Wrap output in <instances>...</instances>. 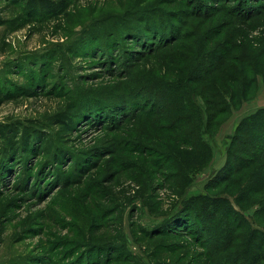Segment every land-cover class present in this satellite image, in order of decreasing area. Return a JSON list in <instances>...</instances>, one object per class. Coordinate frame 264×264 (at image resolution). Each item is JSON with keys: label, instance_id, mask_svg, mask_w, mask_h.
<instances>
[{"label": "rangeland", "instance_id": "374dc122", "mask_svg": "<svg viewBox=\"0 0 264 264\" xmlns=\"http://www.w3.org/2000/svg\"><path fill=\"white\" fill-rule=\"evenodd\" d=\"M137 1L144 2L134 6ZM239 3L232 0L228 7L237 10ZM159 4L160 0H75L59 19L16 31L0 26V45L4 41L10 45V50L0 54V72L24 87H37L33 85L36 75L44 80L36 94H23L0 106V123L37 119L49 136L41 153L33 160L18 162L1 188L0 227H6V233L0 242V264H29L40 255L46 261L42 264H115L110 259L113 250L120 255L119 264H230L233 260L227 262L221 233L209 223L203 234L198 225L186 234L170 233L154 240L145 237L176 201L204 192L207 182L225 164L234 127L256 110L254 98L223 120L214 137L212 162L195 171L192 183L184 189L176 191L175 183L165 182L162 175H153L151 183L135 176L127 166L135 159L127 153L136 144L126 139L131 124L138 133H147V115L129 119L136 113L134 106L142 105L145 98L136 94L137 100L112 102L126 94L124 83L131 70L143 61L150 68L156 66L152 55L131 67L143 55L131 52L141 49L127 42L128 32L138 34L157 26L152 19L158 23L170 20L175 29L180 27L182 11L163 5L152 13ZM246 4L241 9L259 7L256 1L246 0ZM170 10L175 17L159 16ZM253 34L264 36L263 27ZM44 88L50 90L38 92ZM70 102L85 117L65 136L48 119ZM124 109L128 115L118 114ZM121 148L126 149L123 155L117 153ZM59 151L64 156L57 164ZM119 158L125 159V168H120ZM158 201H162V213H152L151 203L158 205ZM233 207L253 227L261 226L255 207Z\"/></svg>", "mask_w": 264, "mask_h": 264}, {"label": "trees", "instance_id": "16d2710c", "mask_svg": "<svg viewBox=\"0 0 264 264\" xmlns=\"http://www.w3.org/2000/svg\"><path fill=\"white\" fill-rule=\"evenodd\" d=\"M74 1L0 0V26H5V31H16L59 19ZM230 1L160 0L152 13L163 5L178 8L184 15L178 19V29L170 20L158 23L152 19L157 26H149L138 34L134 30L125 33L127 42L141 49L131 52L143 55L131 67L146 56L155 55L156 61L154 68L143 61L139 68L131 70L130 78L124 83L126 94L112 102L125 104L130 99L137 100L136 94L145 98L142 105L134 106L136 113L129 119H137L140 113L147 115V133H138L131 124L126 140L136 144L127 153L135 160L127 166L136 172V177L142 180L144 177L146 183H151L153 175L158 174L165 182L175 183L176 191L191 184L192 174L212 162L214 137L223 120L230 118L245 102L256 98L261 85L264 87V36L253 34L264 29V11H259L264 7V0H251L259 7L242 9L241 5L247 4L246 0H240L237 10L228 7ZM143 2L137 1L134 6ZM175 14L170 10L160 12L159 16L173 18ZM9 46L4 41L0 54L10 50ZM40 76L33 77V85L41 86L44 80ZM37 87L19 85L0 72V106L23 94H36ZM49 90L44 88L43 92H38L45 94ZM97 114L102 117L101 113ZM118 114L128 115L129 112L124 109ZM84 117L77 105L70 102L48 121L58 127L57 133L69 136L77 121ZM26 121L0 123V193L5 187V178L17 163L33 160L46 147L45 140L49 138L46 129L38 125L37 119ZM61 152L55 155L57 164L64 156ZM124 152L125 148L117 151L119 155ZM118 164L125 168V159L119 158ZM152 198L149 197L150 202ZM158 203H151L152 213H162V201ZM234 205L240 209L255 207L257 216L262 219L261 226L253 227ZM206 223L221 233V249L224 247L227 262L233 259L230 264H264V107L257 108L236 124L225 164L213 174L204 192L176 201L163 220L144 233L146 238L154 240L170 233L186 234L199 225L203 234L209 230ZM5 233L6 227L1 226L0 242ZM116 251L113 250L110 259L119 264L120 255L115 254ZM43 261L44 256L40 255L29 264Z\"/></svg>", "mask_w": 264, "mask_h": 264}, {"label": "crops", "instance_id": "0c3cea01", "mask_svg": "<svg viewBox=\"0 0 264 264\" xmlns=\"http://www.w3.org/2000/svg\"><path fill=\"white\" fill-rule=\"evenodd\" d=\"M252 102L254 103L253 105H254V107H256V109L260 108V107H264V89L263 88H262V90H260V92L258 93L256 98L254 100H252Z\"/></svg>", "mask_w": 264, "mask_h": 264}]
</instances>
